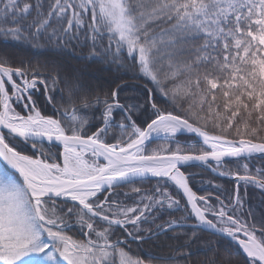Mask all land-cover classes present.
Wrapping results in <instances>:
<instances>
[{
  "label": "snow or ice",
  "instance_id": "obj_1",
  "mask_svg": "<svg viewBox=\"0 0 264 264\" xmlns=\"http://www.w3.org/2000/svg\"><path fill=\"white\" fill-rule=\"evenodd\" d=\"M10 45L31 55L13 58ZM92 64L112 74L107 88L86 78ZM126 77L146 82L145 104L121 101ZM257 154L264 0H0V264H264V218L239 193L241 182L264 191V167L249 168ZM231 160L235 171H219ZM192 162L234 177V197L198 195L182 170ZM185 227L178 256L132 251ZM203 232L218 240L200 261Z\"/></svg>",
  "mask_w": 264,
  "mask_h": 264
},
{
  "label": "trees",
  "instance_id": "obj_2",
  "mask_svg": "<svg viewBox=\"0 0 264 264\" xmlns=\"http://www.w3.org/2000/svg\"><path fill=\"white\" fill-rule=\"evenodd\" d=\"M6 51H7V54L13 58H16V57L28 58L31 55V52L28 49H25L23 47L11 46V45L9 47H7ZM103 68H104L103 65L92 64L88 68L86 78L90 82H92L94 85H98L100 87L107 88V86L111 82L112 74H110L107 71L102 70ZM125 79H126V82L128 84V87L124 91L121 92V94H120L121 101L125 102V103L145 104L147 101V96H146V93L144 91V85L146 82L142 79L132 80V79H129L127 77ZM33 95H34V98L38 101L37 106L41 109V111L45 115H52L53 114L52 105L49 104L48 101L46 100L45 94L43 93L42 88H39L37 91H35L33 93ZM51 95H54L56 97V103L57 104H59L61 102L60 101V95L61 94L58 90L51 93ZM153 99L160 105L170 107V105L166 104L165 99L163 97H161L159 94L155 95L153 97ZM101 111H102V109H101ZM150 114H151L150 110H149V112H143V111L136 112L135 115L133 116V119H136L137 122L139 123L143 120H146ZM87 118L90 120V122L93 126H99L100 125V112L99 111L93 112L92 110H89ZM116 120H117V115H116ZM179 139L181 141H184L185 139H187V136L186 135H180ZM158 145H162V143H154L153 142L150 145V147L155 148ZM54 151H56V149H54ZM252 162L254 163V166L249 164V168L253 171L257 167H264V160H262L261 158L254 159ZM235 164H236V162L227 163L228 166L233 167V170L236 169V168H234ZM241 164H242V162H241ZM222 182H223V184H225L229 188L234 189V185H235L234 183L226 182V181H222ZM259 194L264 196V191L254 187V186H251V185H249L247 187H245L244 185L241 186L240 196L244 200L246 205L248 203L255 201V200H258V201H256V206H257L258 212H260L261 214L256 215L257 219L264 218V211L260 209L261 200H259L257 198V196ZM186 230L187 229L182 228V229H177L175 233L169 231L167 233V235L163 234L161 237H159L157 239L156 243L150 244L149 249L160 251L164 255L178 256L179 254L174 250L180 244L184 243V241L179 240V239H173L172 237H174L177 233H182ZM202 234L205 236V240L198 242L197 244L193 245L191 252L193 254L194 259H198L200 261H205L206 259H208L212 256V253L209 252L206 255L207 247H209V246L205 245L204 241L211 240L213 242V245H215V242L218 240V237L211 236V234L204 233V232L201 233V235ZM225 243H226V241L220 242L221 251H223V245ZM137 245L138 244H133V246H137ZM139 245H141V244H139ZM180 262L183 263V261H180Z\"/></svg>",
  "mask_w": 264,
  "mask_h": 264
},
{
  "label": "bare ground",
  "instance_id": "obj_3",
  "mask_svg": "<svg viewBox=\"0 0 264 264\" xmlns=\"http://www.w3.org/2000/svg\"><path fill=\"white\" fill-rule=\"evenodd\" d=\"M37 90H35V91H37ZM122 118H123V114L118 113L117 114V121H120ZM111 131H117L118 132L119 130L118 129L110 130V133H109L110 135H111ZM154 143L164 144L165 142L162 140H155ZM213 166L215 167V165H213ZM182 170L186 171V174L189 175L190 186L193 188V190L195 192H197L198 195L211 194L213 199H215V197H219L220 199L225 200V202H227L229 197H234V195H235V193H234L235 190L231 189L228 186H226L225 184H223V182H222L223 179L215 176L214 174L210 173L208 170H206L202 167H199V166L188 167V168H184ZM224 170H225V167L221 168L219 171H224ZM155 184H156L155 179H148L142 183L138 181L135 185H128V186H125L124 188L117 189L116 191L121 193L120 199H124V195H123L124 193H128L129 196H133V194L131 193V190H130L132 187H140L142 190H150L155 186ZM171 191H173L174 195H179L176 192L175 188H172ZM257 198L259 200H261L260 209L264 211V196L259 194L257 196ZM256 201H258V200H255L251 203H248L247 205L244 202L245 209L250 208L253 211V213L255 214V216L258 214H261L260 212H258V209L256 206ZM161 215H162V218L164 220L169 218V213L167 211H165ZM182 215L183 214L180 212L172 213L173 218H177V219L179 217H181ZM158 222H160V221H158ZM185 229H187V228L185 227ZM72 231L76 232L77 229L73 228ZM204 233H208V232H204ZM208 234H210V233H208ZM162 235L163 234H161L159 237H161ZM201 236L203 238L202 241L205 240V236L203 234ZM156 241H157V238L154 237L152 240H149V241H147L141 245L133 246V244H137V243H132V245H131L132 251H133V253H137L141 256H143L147 253L163 254L160 251L149 249L150 244L156 243ZM179 264H183V263L179 262Z\"/></svg>",
  "mask_w": 264,
  "mask_h": 264
},
{
  "label": "water",
  "instance_id": "obj_4",
  "mask_svg": "<svg viewBox=\"0 0 264 264\" xmlns=\"http://www.w3.org/2000/svg\"><path fill=\"white\" fill-rule=\"evenodd\" d=\"M258 157H259V154H257V155L255 156V158H258ZM231 161H234V160H231ZM213 165H214V163H213ZM213 165L210 167V166L203 165V164H201L200 162H192V164H191L190 167L199 166V167H202V168L208 170L210 173L214 174L215 176H217V177H219V178H221V179H223V180L236 181L235 178L232 177V176H230V175H227V176H221V175H219V171H213V170H212L213 167H214ZM186 168H188V167H186ZM150 179H151V178H150Z\"/></svg>",
  "mask_w": 264,
  "mask_h": 264
},
{
  "label": "flooded vegetation",
  "instance_id": "obj_5",
  "mask_svg": "<svg viewBox=\"0 0 264 264\" xmlns=\"http://www.w3.org/2000/svg\"><path fill=\"white\" fill-rule=\"evenodd\" d=\"M250 165H252V166H254V163L253 162H251L250 163ZM237 167V165L235 164V167L234 168H236ZM225 170H233V167L232 166H228V165H226L225 166ZM236 170V169H235ZM235 170H233V171H235ZM235 184V183H234ZM243 184H240V188H239V193H240V189H241V186H242ZM234 190H235V192H236V185H234ZM234 192V193H235Z\"/></svg>",
  "mask_w": 264,
  "mask_h": 264
}]
</instances>
